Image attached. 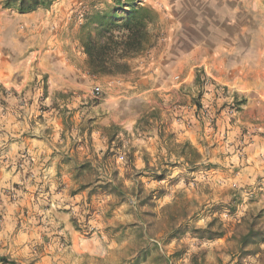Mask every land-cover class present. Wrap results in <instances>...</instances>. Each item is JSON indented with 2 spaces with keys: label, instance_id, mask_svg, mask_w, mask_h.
I'll use <instances>...</instances> for the list:
<instances>
[{
  "label": "clouds",
  "instance_id": "clouds-1",
  "mask_svg": "<svg viewBox=\"0 0 264 264\" xmlns=\"http://www.w3.org/2000/svg\"><path fill=\"white\" fill-rule=\"evenodd\" d=\"M18 3L15 26L0 27V74L4 78L0 83L12 85L6 95L0 88V100L7 99L10 106H0V150L8 149L0 155V264H192L193 257L204 252L209 264H264V232H257L253 241L248 224L242 223H251L253 217L264 219L260 216L264 212V188L257 191V176L264 177V136L260 135L264 132V0H133L130 7L142 9L150 17L145 31L153 46L130 57L119 53L111 57L107 53L99 55L95 39L84 38L86 14L74 0ZM4 4L5 0H0V8ZM130 31L114 30V38L120 40ZM46 86L49 95L43 103L51 111L44 113L45 122L36 120L32 127L30 122L40 115ZM13 89L21 95L15 97ZM181 90L191 93L188 106H177ZM68 94L70 103L58 99ZM157 97L164 101L165 119H171L168 132L176 134L175 144L190 142L197 149L196 157L180 155L178 148L170 153L169 145L161 143L153 129L151 138L144 134L127 141L126 151L114 166L108 163L100 178L101 182L111 181L113 170L118 169L126 199L94 196L89 204L88 188L73 198L70 189L97 177L73 183L67 168L63 182L68 189L57 194L59 158L44 173L43 185H51L49 199L41 188L44 165L54 151L74 155L69 152L71 140L60 138L65 129L60 113L52 107L54 103H59L61 109H78L91 101L90 111L85 109L75 116L76 128L70 136L80 140L82 127L83 138L87 139V122L92 118H102L106 129L115 124L131 132L143 114L127 120L121 117L133 114L140 102L147 112L154 111L160 107ZM192 98H199L203 105L199 116ZM28 101L33 102L31 107ZM213 120L219 131H214ZM129 123L132 128H128ZM49 128L52 134L46 139L50 146L21 140L25 131L43 136ZM241 129H247L248 134L242 136ZM120 138H124L123 132ZM9 140L13 142L9 144ZM92 141L94 152L90 154L87 146L80 148L79 160H74L73 166L86 161L93 167L103 165L109 150V132L94 131ZM198 141H206L207 146ZM217 142L219 146L213 149L212 144ZM26 148L31 162L24 157ZM133 148L137 149V171H144L146 154L158 174L165 162L180 165L170 169L167 181L145 180L141 199L155 189L169 188V181L194 166L212 164L227 169L194 173L192 186L186 187L181 179L169 189L172 195L163 200L161 207L172 204L180 192L195 201L187 219L172 226L180 229L187 224L189 231L183 238H173L166 244L165 237L171 231L167 224L146 231L140 216L147 207H138L133 194L135 181L126 178V174L136 175L127 158ZM247 158H259L258 164L249 167ZM20 159L24 164L17 173ZM28 173L31 176L25 178ZM14 184L20 185L19 190ZM208 186L213 190L211 196L203 194ZM38 190L40 194L36 196ZM232 194L242 203L235 218L227 211L219 217L228 229L226 243H199L192 238L193 230L208 229L216 216L202 214L196 220L192 217L205 206L221 201L227 204ZM49 204L51 208L46 211ZM253 251L255 256L245 255Z\"/></svg>",
  "mask_w": 264,
  "mask_h": 264
},
{
  "label": "rangeland",
  "instance_id": "rangeland-1",
  "mask_svg": "<svg viewBox=\"0 0 264 264\" xmlns=\"http://www.w3.org/2000/svg\"><path fill=\"white\" fill-rule=\"evenodd\" d=\"M7 0H5L6 3ZM74 2L77 4V7H80L81 12L86 14L87 18V32L84 33V38L87 39L88 35H95L97 30L100 27V22L101 20V11H97V8H106L107 11L104 13H108L110 9L115 5L114 3L109 4L108 0H74ZM82 6V7H81ZM128 5H125V7H122L119 10V13L116 15V17H124L123 11L129 10ZM17 10L13 7L6 6L4 4L3 8H0V27H3L4 25H8L9 28L15 26V19H16V14ZM100 17V18H99ZM121 19V18H118ZM3 75L0 74V81H3ZM11 84H4L0 83V88H2L5 92V95L7 94V91L9 88H11ZM182 95L181 99L177 101V106L179 107H184L188 106L189 103V98L191 97V93L187 92L184 93L183 90H181ZM13 95L15 97H19L21 95L20 92L16 91L13 89ZM49 92H48V87H45L44 91V96L41 98L40 101V115L38 117H35L30 123L32 127H35L36 120H39L41 123L45 122L44 121V113L51 111L50 108H48L43 101L48 98ZM202 95V94H201ZM71 94H68L67 96L61 95L58 99L64 100L68 103L71 102L70 100ZM32 101H28L29 107H31ZM157 103L160 105V107L155 108L154 111L152 112H147L146 111V106L144 105L143 102H140L139 105L134 109L133 114H125L124 116L121 117L122 120H127V119H132L135 117V115H140L141 116L140 121H138V124L136 127L132 129L131 132H129L127 129H124L122 126H118L113 124V127L117 128V131L115 132V136L109 132V150L107 153H105L104 156V163L103 165L99 167H93L90 161H86L85 164L80 165L77 163L75 166H73V161L79 160V149L82 147L87 146L91 152H94V149L92 148V134L94 131L104 129L106 132L109 131V129L104 128V125L102 123V118H92L89 119L87 122V139H84V131L85 129L82 127L80 130L79 135L82 137L80 140H76L74 137H71L70 134L71 132L76 128V123H75V116L78 112L83 111L87 109L88 111L91 110V101L89 102L88 105L81 104L80 108L78 109H71L69 107H64L63 109L60 108L59 103H54L52 105L53 108L57 110V112L60 113L62 117V122H63V127L65 129V132L61 133V140H64L65 142H68L71 140V144L69 147V152L73 153L74 155H68L65 153L61 152H53L51 157L49 158L48 162L44 165V169L41 171V188L43 189V192L46 194H49V199H51V185H48L45 187L43 185V180H44V173L47 171L48 168H50L59 158V163L56 165L57 167V177L56 180L59 182L58 187L56 189V193L60 194L62 193L65 189H68V184L63 182V175H64V169H68V174L70 176V179L73 183H80L82 180H87L91 176H96L97 179L94 181L89 182L88 184H81L79 188L75 189H70L69 194L74 198L78 194H82L85 190V188L91 189L89 192V204L92 203V198L94 196L100 197L104 195H116L118 199L123 198L126 199V194H125V188L123 185V182L119 180V170H113L112 172V180L111 181H103L101 182V176L104 171H106V166L108 165L109 162H111V165H115V161L120 158V155L126 151L124 148V145L127 141H130L133 139V137L141 136L144 134L148 135V138H151V131L153 129L156 130L157 135L160 138L161 143H167L169 145V151L170 153H175L176 149H179V154L184 155L186 157L192 156L196 157L198 155L197 149L195 148L194 145H192L190 142H186L184 145H176L175 140H176V134L175 133H169L168 128L171 125V119H165L164 116V111H163V105L164 101L163 99L157 97ZM191 104L196 106L197 108V115L199 116V113L204 111L203 105L201 103V100L199 98H192L191 99ZM0 106L3 108L7 109L9 108V103L7 99L0 100ZM6 114V113H5ZM3 117L0 116V120H2ZM23 119V117H21ZM177 120L182 119L181 117H177ZM231 123H235V121H230ZM128 128H132V125L129 123ZM201 128L203 131V124H201ZM213 128L214 131H219L218 126L216 125V121L213 120ZM227 131L228 129H225V139L227 138ZM123 132L124 138H120V133ZM65 133H68L66 135ZM52 134L51 128L45 130V134L43 136H37L34 133H29L28 131H25L21 137V140H28V141H36L37 143H44V144H49L50 146V141L46 139V137H50ZM248 134L247 129H241V135L246 136ZM255 135V134H253ZM261 136H264V132L260 134ZM113 139V140H112ZM215 139V137H213ZM13 141L9 140V144H11ZM201 143L202 146H207L206 141H198ZM173 145H175L173 147ZM31 145H29L30 147ZM219 146V143H213L212 148L215 149ZM57 147H60L58 144ZM8 149L5 148L4 150H0V155H3L6 153ZM159 150V149H158ZM137 149L133 148L130 152H127V158L130 162V166H132L133 171L136 172L135 177H130L129 174H126V178H132L135 181L136 184V190L133 193L136 195L137 201L139 202L138 207L139 208H144L145 206L147 207V210L141 213L140 218L144 221L146 225V231L151 232L153 229L158 228V226L162 224H167L170 228L171 231H169L165 237V243L171 242L173 238L179 239L183 238L186 233L189 231L187 224L182 226L180 229H176L172 227L177 223L180 219H187L189 215V209L192 206V204L195 203L193 200L188 199V194L187 193H177L176 194V199L173 201L172 204L170 205H165L164 207H161V203L163 202L164 199H166L168 196H171L172 193L169 190L171 187L176 186L181 179L184 180L185 186L190 187L193 185L195 177L194 173L199 174V172L204 171V172H210L212 170H220L222 172H227V169H223L222 166L220 165H201V166H194L192 168H189L187 173L182 174L180 177H178L174 181H169V188H158L153 190L146 198L141 199L143 197L144 191H145V185L144 181L147 180L149 183L155 181L157 183L162 182V181H167L168 177L170 175V169L179 167L180 165H175V164H169L168 162H165L164 168L161 170V172L158 174L157 169L152 168L150 164V159L151 157L149 155L144 156V163L146 165L144 171H137L135 169V152ZM146 151V150H145ZM24 157L31 162V157L27 151V148L25 149L24 152ZM98 159V158H96ZM248 159V166L253 167L258 164V159L252 160L251 158ZM24 164V159H20L17 161V173L22 171V166ZM8 170H11L9 168ZM259 170V169H257ZM236 171H239V169H236ZM31 176V173H28L25 178H28ZM115 177H118V181L122 183V194L120 191L114 193V194H108L104 192V188L106 187L107 183H110L113 181ZM264 181V177H259L257 176V185L258 189L257 191L260 190V188H264V184L261 182ZM14 188L19 190L20 185L19 184H14ZM223 191V189H222ZM40 192L39 190L35 194L36 196H39ZM203 194L211 196L213 195V190L210 186L205 187L203 189ZM199 195V193H197ZM242 203V200L236 195L232 194V199L225 204L223 201L217 203V204H212L211 207L205 206L201 208L200 213H197L196 216H193L192 219L196 220L198 217H200L202 214L204 216H209V215H215L216 219L212 221V223L209 225V228L207 230H211L215 227L216 231H212L213 233H225L224 235H227L228 229H225L223 227V223L220 221L219 217L220 215L224 214L225 211L232 216L233 218L236 217L239 207ZM51 205L45 206V210H50ZM64 211V210H61ZM27 215V213H25ZM261 217H264V212L260 214ZM242 223H245L248 225L252 223H257L256 230L260 231L264 228V219L258 218V217H253V220L251 223H249L247 220H243ZM218 226V227H217ZM237 228L240 227V225H236ZM202 232H205V230H193L191 232L192 238L198 240L199 243H213L215 244L218 240L220 241L221 244L226 243L224 237L216 240H207V239H200L199 237L204 235ZM153 247H158L154 245ZM258 251V250H256ZM256 251H253L254 254L252 256L256 255ZM180 253H177V256H180ZM167 264V262H165ZM192 264H209V261L207 259V252L202 253L199 257L194 256L192 259ZM218 264H222V262H218Z\"/></svg>",
  "mask_w": 264,
  "mask_h": 264
},
{
  "label": "trees",
  "instance_id": "trees-1",
  "mask_svg": "<svg viewBox=\"0 0 264 264\" xmlns=\"http://www.w3.org/2000/svg\"><path fill=\"white\" fill-rule=\"evenodd\" d=\"M113 3L115 5L108 13H100L102 17L99 19L101 20L99 21L100 27L96 34H89L87 37V40L95 39L99 45V55L107 53L111 57L113 54L119 53L122 57H130L133 54L146 50L147 47L153 46L149 34L145 31L147 23L150 22L148 14L135 6L130 7V5H133V0H113ZM5 4L6 6L11 4L13 8L20 11L18 0H7ZM125 5L129 6V10L123 11L124 17H116L119 10L125 7ZM126 28L131 29L130 33L122 35L120 40H116L114 38V30L119 31ZM116 131L117 128L113 127L108 132H111L115 136ZM122 187V183L118 181V177H115L112 182L107 183L106 187L103 188L104 192L108 194H114L118 191L122 194ZM257 225V223L248 225V231L253 241L257 238V232H264V228L257 231ZM202 233L204 235L200 236V239L216 240L225 236L223 232L213 233L211 230H205ZM253 254L254 252L245 253V255Z\"/></svg>",
  "mask_w": 264,
  "mask_h": 264
},
{
  "label": "crops",
  "instance_id": "crops-1",
  "mask_svg": "<svg viewBox=\"0 0 264 264\" xmlns=\"http://www.w3.org/2000/svg\"><path fill=\"white\" fill-rule=\"evenodd\" d=\"M9 171H11V170H9ZM3 177V173H0V178H2Z\"/></svg>",
  "mask_w": 264,
  "mask_h": 264
}]
</instances>
